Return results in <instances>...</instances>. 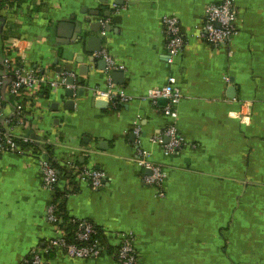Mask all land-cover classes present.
Instances as JSON below:
<instances>
[{"label":"crops","instance_id":"1","mask_svg":"<svg viewBox=\"0 0 264 264\" xmlns=\"http://www.w3.org/2000/svg\"><path fill=\"white\" fill-rule=\"evenodd\" d=\"M223 1L0 0V72L8 73L6 50L15 44L27 67L70 74L77 86L72 98L45 88L18 133L48 141L66 217L103 233L99 258L45 252L43 264H119L126 234L135 237L138 264H264V0H233L238 34L230 45L213 46L199 35L207 8ZM167 17L179 20L185 40L173 63ZM102 21L105 35L92 29ZM98 37L101 52L124 67L116 70L122 79L114 81L101 52L90 51ZM172 78L184 94L174 122L164 111L167 99H147ZM110 82L131 100L95 99L93 91ZM4 112H15L7 95ZM170 125L182 143L173 153L152 142ZM139 148L166 172L161 191L145 183L151 173L139 163ZM70 162L102 172V186L75 182ZM55 200L39 158L0 156V264H22L58 236L47 217Z\"/></svg>","mask_w":264,"mask_h":264},{"label":"built area","instance_id":"2","mask_svg":"<svg viewBox=\"0 0 264 264\" xmlns=\"http://www.w3.org/2000/svg\"><path fill=\"white\" fill-rule=\"evenodd\" d=\"M25 18H34L31 13L23 12ZM102 34L105 35L108 21H102ZM164 31L167 38L168 50L170 53V63L178 58L185 47V40L181 34L179 20L175 17L164 19ZM238 34L237 17L234 10L233 0H224L220 4H214L207 8L203 28L200 37L213 46L230 45L233 38ZM16 45H9L4 59V66L7 74L0 72V156L4 154H13L18 156H32L39 158L42 172L43 185L49 191L55 192L60 183V175L57 168L49 158V144L31 137L27 134H20L18 131L27 129L26 112L33 110L38 104V96L45 88H49L52 94H58L60 91L67 90L72 93L77 90L76 84L70 85L68 80L70 74L50 75V69H33L26 66L25 56L14 52ZM19 49V48H18ZM15 56H12V55ZM99 57L107 62V70L111 74L113 71L122 70L124 67L119 65L115 59L105 52H101ZM10 96L15 103V112L12 115H6L4 112L5 97ZM93 96L97 100H106L113 104H126L130 101L124 90L118 89L116 84L110 82L107 90L96 88ZM147 99L153 104H157L160 99H167L169 104L165 108V114L174 122L177 114L173 111L175 105L184 99L182 91L176 87L175 80L172 78L169 83L162 88H153L149 90ZM37 109V108H36ZM34 133V132H33ZM135 133L141 134L139 125L135 126ZM165 138L169 139L166 143ZM154 144L164 145L168 152H176L182 145L178 136L177 129L170 125L166 133L156 136L152 139ZM139 145V144H138ZM140 155L139 163L145 171L151 174L144 177L146 184L161 189L162 184L167 178V174L160 166L149 161V153L138 149ZM70 169L73 170L72 176L74 181L79 183L90 184L94 189L102 186L104 174L100 171L88 168H79L75 163H69ZM161 191V190H160ZM55 203L47 209V217L58 230V236L49 241L44 250L36 249L31 256L22 264H43L44 253L63 252L72 259H97L103 251L102 242L96 241L93 245H75L68 244L66 233L60 226L63 223L59 218ZM79 225L77 239L81 243L88 242L96 229L93 224L82 221ZM118 257L122 264H138V255L135 248V237L131 234L123 235L118 251Z\"/></svg>","mask_w":264,"mask_h":264},{"label":"trees","instance_id":"3","mask_svg":"<svg viewBox=\"0 0 264 264\" xmlns=\"http://www.w3.org/2000/svg\"><path fill=\"white\" fill-rule=\"evenodd\" d=\"M43 96H44V99L50 98V96L47 92H45ZM48 150H49V147H48ZM55 167H57V166H55ZM55 193H56V200L54 203L57 204L56 210H57V214H58L59 218H62V220H63V223L60 226V228L63 229L66 233L67 243L86 246V245H93L94 242L100 241V242H102V245H103V233H102L101 229L94 224H93V226L96 229V234L93 235L92 238L88 242L81 243L78 241V239H77V234L79 232V225L78 224L81 223L82 221L81 220H74V219L70 220L66 217L65 206H64V202H63L64 195L61 192H59L58 188L56 189ZM89 223H91V222H89ZM118 251H119V249H118ZM116 258H117L118 263L122 264L121 260L118 257V252H117Z\"/></svg>","mask_w":264,"mask_h":264},{"label":"water","instance_id":"4","mask_svg":"<svg viewBox=\"0 0 264 264\" xmlns=\"http://www.w3.org/2000/svg\"><path fill=\"white\" fill-rule=\"evenodd\" d=\"M92 29H93L95 32H100V31L102 30L100 24H95V25H93V26H92ZM108 29H109V28L107 27L106 30H108ZM93 41H97L98 46H97V47H93L90 51H91V52H97V53H100V52L102 51V49H103V38H102V37L92 38V39H90V41H89V45L92 44ZM104 63H105V62H104ZM105 65H106V64H105ZM106 67H107V66H106ZM67 72H68V73L72 72V68H71L70 66H69V68L67 69ZM59 73H62V72H59ZM113 78H114V81H117L118 78H121V79H122V74H121V72H118V71L114 72V73H113ZM120 81H121V80H119V81L116 82V83L118 84ZM68 83H69L70 85H72V84H74V80L69 79V80H68ZM67 96L70 97V98H72L73 95H72L71 91H67ZM159 102L165 104V103H167V100H166V99H160ZM105 104H106V103H104V102H100V106H101V107H103ZM74 105H75L74 100H70V101L67 102V104H66V108L69 107L68 109H71V110H72V109H74ZM68 109H67V110H68ZM33 138H34V136H33Z\"/></svg>","mask_w":264,"mask_h":264}]
</instances>
